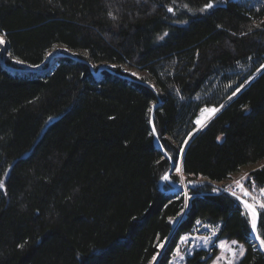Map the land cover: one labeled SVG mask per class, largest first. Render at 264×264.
<instances>
[{
    "label": "trees",
    "instance_id": "16d2710c",
    "mask_svg": "<svg viewBox=\"0 0 264 264\" xmlns=\"http://www.w3.org/2000/svg\"><path fill=\"white\" fill-rule=\"evenodd\" d=\"M0 34V264H168L197 221L264 264L236 198L161 184L183 149L186 182L264 188V0H0Z\"/></svg>",
    "mask_w": 264,
    "mask_h": 264
},
{
    "label": "rangeland",
    "instance_id": "374dc122",
    "mask_svg": "<svg viewBox=\"0 0 264 264\" xmlns=\"http://www.w3.org/2000/svg\"><path fill=\"white\" fill-rule=\"evenodd\" d=\"M0 38L6 41L3 35H0ZM5 46H6V42H5ZM55 55H59L61 57V56H67L71 54L68 50L62 47H57L56 49H54L52 52L48 54L47 59H46L47 65H48L49 59ZM8 58H9V55L7 53L4 55L2 46H0L1 63L2 64L3 62L5 63L6 60H8ZM12 62L14 65L20 68H23V69H27L28 67V66L26 67V65L22 64L21 62L17 60H12ZM39 69H43V67H40ZM203 110L200 112L199 117L197 119L200 121V123H197L198 129L202 128L209 121V119L214 115L210 113L209 111H203ZM177 168H179V164ZM177 168L173 169V171L171 172L169 176L165 175L168 177V179L167 181L163 179L161 184L163 186L164 184L168 185L169 182L176 183L177 181H175V179H173L172 177L177 176L179 178L178 183L181 186L182 192L184 193L185 197L188 198L189 195L187 193V190L190 189L188 188V185L197 184L199 183V181H203L204 179L186 182L183 175L181 174V171L180 170L177 171ZM246 173L248 172L243 171L242 173L236 175L235 177L237 176L238 177L229 184H235L243 194H244V189H247L249 193L247 196L249 198L248 202L254 204L256 206L257 211L261 210L259 205L260 203H264V193L260 191V189L262 188H253V187H251L250 189L247 188L244 185L246 181V177L243 176ZM237 182H239V185L237 184ZM240 185H242L243 187H241ZM193 188H197V187H193ZM223 189H227V186L226 188H223ZM242 208L244 211L243 214H245L246 210L244 206H242ZM247 218L249 219L248 216ZM218 228L219 226H212L202 221H197L195 227L191 229V231L181 235V237L178 240V244L176 248L174 249V252L168 264H186L187 258L191 256L194 251L200 250V249L209 250L210 252L212 250L216 251V255L209 262V264H237L241 260V258L244 256V255L243 256L239 255V246L242 244L245 249V245L238 241L236 244H233L232 242L236 241L234 239L217 238ZM177 249H179V254H177Z\"/></svg>",
    "mask_w": 264,
    "mask_h": 264
},
{
    "label": "snow or ice",
    "instance_id": "6c2138e0",
    "mask_svg": "<svg viewBox=\"0 0 264 264\" xmlns=\"http://www.w3.org/2000/svg\"><path fill=\"white\" fill-rule=\"evenodd\" d=\"M213 7V4L212 3H207L205 6H204V9L203 10H206V9H210ZM169 12L172 11L171 8L168 9ZM109 15H112L111 13H109ZM219 27V26H218ZM2 35V34H0ZM165 36L167 35V33L164 34ZM163 37H161L162 39ZM5 43V41L0 38V44H3ZM261 68H264V65H261ZM135 75V74H133ZM240 89L237 88L236 92H239ZM236 92L233 93V95H236ZM151 111V109H150ZM203 111H209L210 113L214 114L216 111H218V109L216 108H212V109H204ZM196 123H200L199 120L196 121ZM153 133L156 132V129H155V126H153V129H152ZM181 151H183V149H181ZM180 169L177 168V171H179ZM163 179L167 180L168 177L167 176H164ZM237 184L239 185V182H237ZM241 187H243L242 185H240ZM5 185H4V181L3 180H0V189H4ZM253 188H255V184L253 183L252 185ZM213 191H217L216 189H213ZM260 191L262 193H264V188L260 189ZM248 191L247 189H244V195H248ZM233 196H235V192L232 193ZM239 199V197H237ZM243 205H244V208L246 210V215L249 217V223H250V226H251V231L252 233L255 234V239L259 241V245H260V248L261 250H264V236H262L259 228H264V219H262V213H258L257 212V209H256V206L252 203H248L247 201H242ZM260 209L264 210V203H260L259 205ZM258 219H260V224H259V228H258ZM186 239V238H184ZM233 244H236L237 241H233L232 242ZM161 247H163V245H161ZM255 247V246H253ZM244 252H245V249H244V246L241 244L239 246V255L240 256H243L244 255ZM177 254H179V249H177ZM153 259H155V257H153Z\"/></svg>",
    "mask_w": 264,
    "mask_h": 264
},
{
    "label": "water",
    "instance_id": "95a60500",
    "mask_svg": "<svg viewBox=\"0 0 264 264\" xmlns=\"http://www.w3.org/2000/svg\"><path fill=\"white\" fill-rule=\"evenodd\" d=\"M8 50H9V48H8V45L5 47V48H3V53H4V55L7 53L8 54ZM59 57V55H55V56H53V57H51L50 59H49V61H48V66H47V68L49 69L50 67H52L53 66V64L56 62V60H57V58ZM27 67V66H26ZM40 67H27V69H23V68H17V67H8V69L10 70V71H13V72H21V73H42L43 72V69H39ZM157 106L158 105H153L152 106V110L154 111L156 108H157ZM150 125H151V128L153 129V114H151V119H150ZM200 129H198L197 131H199ZM196 131V132H197ZM195 132V133H196ZM154 140H155V143H156V145H157V148L162 152V154L163 155H165V156H167L166 155V153H165V151H163V148H162V146H161V144H160V142H159V140H158V137H157V134L156 133H154ZM182 153H183V151H182ZM182 153H181V156H180V158H179V169H180V171H181V173H182ZM175 168V164L173 163V162H171V167H170V169H169V171L167 172V174L166 175H169L172 171H173V169ZM167 181V180H166ZM169 184L170 185H172V186H174L173 187V189H174V192H182V189H181V186L180 185H178V184H172V183H170L169 182ZM205 184H209V185H211V186H213L214 188H218L219 186H218V184L217 183H214V182H211V181H209V180H206V179H204L203 181H199V183H197V184H193V185H191V184H189L188 185V188H193V187H198V186H201V185H205ZM234 197H239V196H234ZM238 199V198H237ZM239 200H241V201H245V200H242L240 197H239ZM248 202V201H247ZM249 203V202H248ZM250 242L256 247V248H258L257 247V243H259V241L258 240H256L255 239V234L254 233H252V231L250 232ZM259 249V248H258ZM260 250V249H259ZM261 251V250H260ZM263 252V251H262ZM264 253V252H263Z\"/></svg>",
    "mask_w": 264,
    "mask_h": 264
},
{
    "label": "built area",
    "instance_id": "2783aa9c",
    "mask_svg": "<svg viewBox=\"0 0 264 264\" xmlns=\"http://www.w3.org/2000/svg\"><path fill=\"white\" fill-rule=\"evenodd\" d=\"M219 191H221L222 193L229 194V195H232L233 192H235L236 195L241 193V191L235 184H228L227 189H219ZM245 196H248V195H245Z\"/></svg>",
    "mask_w": 264,
    "mask_h": 264
},
{
    "label": "bare ground",
    "instance_id": "6f19581e",
    "mask_svg": "<svg viewBox=\"0 0 264 264\" xmlns=\"http://www.w3.org/2000/svg\"><path fill=\"white\" fill-rule=\"evenodd\" d=\"M0 46H2V49H3V48L6 47L7 45L5 46V43H3V44H1ZM219 189H223V188H222V187H219ZM173 191H174V190H173ZM257 247L261 250L259 243H257ZM261 251L264 252V250H261Z\"/></svg>",
    "mask_w": 264,
    "mask_h": 264
}]
</instances>
